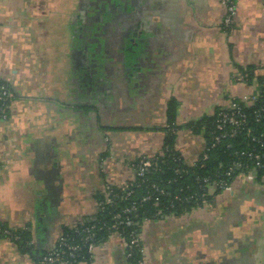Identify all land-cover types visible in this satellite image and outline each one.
Listing matches in <instances>:
<instances>
[{"label":"crops","instance_id":"1","mask_svg":"<svg viewBox=\"0 0 264 264\" xmlns=\"http://www.w3.org/2000/svg\"><path fill=\"white\" fill-rule=\"evenodd\" d=\"M223 16L220 0H0V80L12 94L0 225L27 234L23 249L0 234V264H42L97 218L105 186L124 188L132 162L161 154L170 128L184 165L200 160V121L253 101L264 77V0H238L231 27ZM139 237L142 264H264V174L143 219ZM125 247L107 235L92 264H131Z\"/></svg>","mask_w":264,"mask_h":264},{"label":"built area","instance_id":"2","mask_svg":"<svg viewBox=\"0 0 264 264\" xmlns=\"http://www.w3.org/2000/svg\"><path fill=\"white\" fill-rule=\"evenodd\" d=\"M237 1L238 0H220V3L224 8V16L222 19V25L224 27H231L234 24L237 13ZM262 88L264 89V85ZM11 96L12 94L9 86L6 87L4 84H0V120L7 117ZM257 101H259L261 106L253 112V117L254 121L258 122L261 118V114L264 113V95L259 92L253 101L251 100L250 102L239 103L234 101L231 102L227 108L218 111L214 123V129L211 132L210 141L208 145H206V150L213 149L226 140L235 139L244 131L245 136H249L251 133V130L248 129L250 126V120L244 110L246 107L252 106ZM263 137L264 136H261V138ZM227 147L231 148L232 146L230 144ZM165 151L169 152L170 150L165 148ZM161 154L159 155L162 156ZM159 155L158 157H160ZM234 156L236 157L235 160H233L226 168L222 179H203V185L206 190L208 187L217 191L224 190L238 174L257 171L262 166L261 157L258 153H248V163L244 162L242 159L245 156L244 153L234 151ZM158 157L140 158L139 160L132 162L130 166L134 173L133 180L124 188L120 189V191H125L132 187L137 179L142 182H147L146 176L151 174L152 171L155 172L157 170ZM172 157L173 162L177 164V167L174 169V173L180 176L185 172L183 167L184 163L180 157ZM206 159L207 156L203 154L202 160ZM115 189L116 188L112 186H105L101 201H97L98 212L102 211L105 206L114 204V200L118 198V194L115 192ZM131 193L132 191H127L126 194H124V197L130 196ZM157 195H164V191L157 185L151 184L149 191L142 196L139 202L145 203L153 199V205L156 207L159 201V197H157ZM137 207L138 204L136 202H132L131 205L122 209L119 213H115L112 217L111 225L105 227V230L108 235L116 233L125 241L126 258H131L133 250H137L141 256V260L138 263L142 264L143 248L140 242L139 229H136L138 225H136L134 220L130 217L132 215L135 216ZM127 214L129 216H127ZM157 214L161 215L162 212L158 210ZM78 227L79 226L73 229L80 237L79 240L74 241L73 239H68L64 235H61L57 239L54 246L41 256L40 262L42 264H92L94 250L97 245V243L94 242V238L96 236L95 231H100L101 227L95 228V226H91L90 228H85L79 232ZM0 234L11 238L12 231L0 225ZM84 255L86 257H84Z\"/></svg>","mask_w":264,"mask_h":264},{"label":"trees","instance_id":"3","mask_svg":"<svg viewBox=\"0 0 264 264\" xmlns=\"http://www.w3.org/2000/svg\"><path fill=\"white\" fill-rule=\"evenodd\" d=\"M251 69L246 72L244 77L246 80H250ZM0 84H4L6 87L8 85L0 80ZM260 84H264V77L260 78ZM259 93L264 95V89L259 88ZM239 103L238 101H236ZM259 101L255 102L252 106L246 107L244 112L248 115L250 120L249 130L251 133L249 136H245V131L238 135L235 139H230L222 142L220 145L213 149H207L203 154L207 156L206 160H200L193 166L187 167L183 165L185 172L180 176L174 173V169L177 164L173 162V157H179L173 150L174 135L173 129L170 128L169 134L164 141V147L162 149V156L158 157L157 170L151 172V174L146 176L147 182H142L141 180H135L132 187L125 191H120L119 188L115 189L118 194V198L114 200V204L110 206H105L102 211L98 212L97 218L90 223L82 224L78 227V232L95 226V228H100V231H95L94 242L97 244L107 237V231L105 227H108L112 223V217L115 213H119L122 209L131 205L132 202L138 204L135 216H130L136 225V229H139V224L143 219H150L158 217V210L162 214H172L176 213L194 203H200L206 197V188L203 185V179L217 180L222 179L223 173L226 168L235 160L234 151L242 152L245 154L243 161L248 163L247 154L248 153H258L261 157L262 166L257 170L259 175L264 174V113L261 114V118L258 122L254 121L253 112L260 107ZM218 113V112H217ZM216 113V115H217ZM216 115L212 119H204L200 121L199 124H204L205 127V139L208 145L211 137V132L214 129V123L216 120ZM167 123L173 125L175 120V105L174 102L168 104V109L166 112ZM197 124L196 127H200ZM193 127V125H189ZM195 128V126L193 127ZM259 140V141H258ZM231 144V148L227 146ZM165 148L170 150L165 151ZM151 184L157 185L164 191V195L158 196V205L155 207L153 205V199L145 203H140V199L144 196L150 189ZM127 191H132L131 195L124 197ZM156 196V195H155ZM102 196L98 199L101 201ZM178 199V200H177ZM161 214V215H162ZM127 216H129L127 214ZM68 239H73L77 241L80 237L74 231V229L68 230L63 234ZM27 237V234L20 232H13L11 238L18 239L17 242L19 247L23 249V240ZM84 254V253H83ZM82 254V255H83ZM84 257H86L84 255ZM140 255L137 250H133L131 258H128L131 264H139Z\"/></svg>","mask_w":264,"mask_h":264},{"label":"rangeland","instance_id":"4","mask_svg":"<svg viewBox=\"0 0 264 264\" xmlns=\"http://www.w3.org/2000/svg\"><path fill=\"white\" fill-rule=\"evenodd\" d=\"M263 85H264V84H262V85H261V84H258V88H257V90H260L259 88H260V87H263ZM238 175H239V174H238Z\"/></svg>","mask_w":264,"mask_h":264},{"label":"water","instance_id":"5","mask_svg":"<svg viewBox=\"0 0 264 264\" xmlns=\"http://www.w3.org/2000/svg\"><path fill=\"white\" fill-rule=\"evenodd\" d=\"M37 261L40 263V261H41V255H40V257L37 259Z\"/></svg>","mask_w":264,"mask_h":264}]
</instances>
